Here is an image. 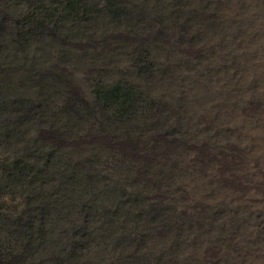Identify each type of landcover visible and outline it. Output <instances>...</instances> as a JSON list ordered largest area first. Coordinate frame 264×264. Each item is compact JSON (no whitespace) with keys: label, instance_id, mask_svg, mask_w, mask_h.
<instances>
[{"label":"rangeland","instance_id":"374dc122","mask_svg":"<svg viewBox=\"0 0 264 264\" xmlns=\"http://www.w3.org/2000/svg\"><path fill=\"white\" fill-rule=\"evenodd\" d=\"M0 264H264V0H0Z\"/></svg>","mask_w":264,"mask_h":264},{"label":"trees","instance_id":"16d2710c","mask_svg":"<svg viewBox=\"0 0 264 264\" xmlns=\"http://www.w3.org/2000/svg\"><path fill=\"white\" fill-rule=\"evenodd\" d=\"M96 95L102 104L108 105H122L129 99L127 88L120 84L110 86L108 90H97Z\"/></svg>","mask_w":264,"mask_h":264}]
</instances>
